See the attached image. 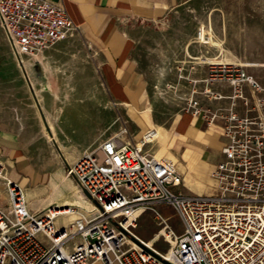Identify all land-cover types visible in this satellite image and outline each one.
Segmentation results:
<instances>
[{
  "label": "built area",
  "instance_id": "obj_1",
  "mask_svg": "<svg viewBox=\"0 0 264 264\" xmlns=\"http://www.w3.org/2000/svg\"><path fill=\"white\" fill-rule=\"evenodd\" d=\"M0 28L21 67L24 58L37 62L79 34L65 9L48 0H0ZM207 68L209 84L231 90L212 97L228 100L227 107L201 109L194 102L189 112L222 128V159L210 174L215 193L174 190L181 176L144 150L158 138L155 127L137 143L123 127L66 165V177L87 193L89 210L68 206L65 213L50 205L31 212L22 188L0 166L8 200L0 208V264H264V85L236 63ZM161 208L180 221V233ZM145 215L171 242L166 254L136 235ZM69 216L75 218L57 226Z\"/></svg>",
  "mask_w": 264,
  "mask_h": 264
},
{
  "label": "crops",
  "instance_id": "obj_2",
  "mask_svg": "<svg viewBox=\"0 0 264 264\" xmlns=\"http://www.w3.org/2000/svg\"><path fill=\"white\" fill-rule=\"evenodd\" d=\"M48 1L65 9L78 27V37L90 50L87 72L96 77L98 84L94 82V90L87 94L92 100L87 119L78 114L84 124L81 128L74 129L62 108L50 120L47 117L50 114L42 111L38 98L48 92L64 100L59 96L62 89L56 86L58 82L52 76L54 66L48 60L62 41L45 50L37 62L25 59L21 67L0 28V166L5 177L22 188L28 209L36 213L56 205L89 210L83 204L84 196L80 200L79 195L72 194V185L65 188L64 185L73 181L65 175L66 165L123 127L132 143H137L145 131L155 127L158 138L144 150L175 168L182 178V186L175 189L177 192L215 193L210 174L222 159V128L216 124L208 126L201 116L191 114L178 115L167 123L157 119L147 84L133 57V41L121 26L127 18L160 19L183 0ZM35 69L39 70L37 82L33 79ZM244 70L262 84L245 67ZM219 89L223 95L230 94L226 86ZM40 98L42 102L45 100ZM75 188L80 193L77 185ZM7 203L6 189L0 180V208ZM68 218L70 222L75 216ZM58 220L59 227L68 223Z\"/></svg>",
  "mask_w": 264,
  "mask_h": 264
},
{
  "label": "rangeland",
  "instance_id": "obj_3",
  "mask_svg": "<svg viewBox=\"0 0 264 264\" xmlns=\"http://www.w3.org/2000/svg\"><path fill=\"white\" fill-rule=\"evenodd\" d=\"M121 26L133 41V57L147 84L152 111L161 123L190 114L194 102L201 109L228 106V100L212 99L214 93H223L219 89L222 85L207 82L210 63L239 64L264 84V0H183L160 19L127 18ZM89 51L78 36L57 45L48 60L54 66L52 76L58 82L56 86L61 87L59 96L64 100L48 92L38 98L50 120L62 108L64 117L71 120L76 130L84 125L78 114L82 113L86 119L90 114L92 100L87 94L97 83L96 77L87 72ZM35 70L33 79L37 82L39 70ZM40 97L45 100L42 102ZM115 117L113 109L112 119ZM114 131L113 127L111 132ZM69 185L72 194L79 195L81 200L83 194L81 191L77 194L76 183L71 181L64 186ZM83 204L89 205L86 200ZM160 211L170 217V226L180 233L181 223L172 211L166 208ZM58 222L67 223L69 218L60 217ZM135 233L148 247L163 254L169 251L171 242L151 216L141 217Z\"/></svg>",
  "mask_w": 264,
  "mask_h": 264
},
{
  "label": "water",
  "instance_id": "obj_4",
  "mask_svg": "<svg viewBox=\"0 0 264 264\" xmlns=\"http://www.w3.org/2000/svg\"><path fill=\"white\" fill-rule=\"evenodd\" d=\"M82 194H83V196L85 197V198H87V199H89V197H88V195H87V193L85 192V191H82ZM145 251H147V252H150L149 250H147L145 247H143L141 244H139ZM158 259H159V257H157Z\"/></svg>",
  "mask_w": 264,
  "mask_h": 264
},
{
  "label": "bare ground",
  "instance_id": "obj_5",
  "mask_svg": "<svg viewBox=\"0 0 264 264\" xmlns=\"http://www.w3.org/2000/svg\"><path fill=\"white\" fill-rule=\"evenodd\" d=\"M59 208H60V211H61V210H65V213H68V212H69V211H66V208H63V207H61V206H60ZM88 208L91 209V206L88 205ZM61 212H62V211H61ZM146 246H147V245H146ZM147 247H148V246H147Z\"/></svg>",
  "mask_w": 264,
  "mask_h": 264
}]
</instances>
